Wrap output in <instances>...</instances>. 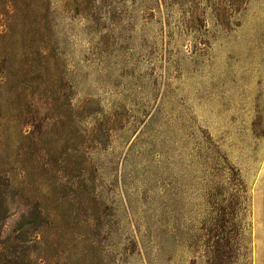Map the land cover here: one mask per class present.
Segmentation results:
<instances>
[{
  "label": "rangeland",
  "instance_id": "obj_1",
  "mask_svg": "<svg viewBox=\"0 0 264 264\" xmlns=\"http://www.w3.org/2000/svg\"><path fill=\"white\" fill-rule=\"evenodd\" d=\"M0 264H264V0H0Z\"/></svg>",
  "mask_w": 264,
  "mask_h": 264
}]
</instances>
